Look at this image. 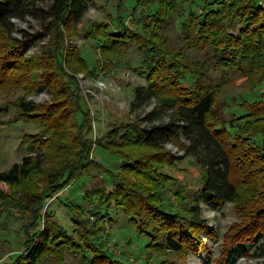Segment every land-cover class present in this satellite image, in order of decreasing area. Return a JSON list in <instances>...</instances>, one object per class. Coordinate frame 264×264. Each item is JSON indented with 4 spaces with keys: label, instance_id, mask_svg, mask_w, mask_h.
<instances>
[{
    "label": "trees",
    "instance_id": "obj_1",
    "mask_svg": "<svg viewBox=\"0 0 264 264\" xmlns=\"http://www.w3.org/2000/svg\"><path fill=\"white\" fill-rule=\"evenodd\" d=\"M93 1L0 0V89L23 88L29 95L48 86L59 97L49 104L36 103L26 95L14 102L20 118L38 119L42 129L30 137V152L0 171V182L14 187L10 194L0 192V216L9 215L13 208L33 216L31 225L22 226V249L0 264H50L53 258L62 263L66 251L78 256L81 264H137L109 251L103 229L90 224L82 205H66L72 233L51 219L40 226L41 209L50 194L92 170L113 182L107 195L100 188L85 190L89 204L99 196L100 205L94 209L98 216H104L105 203L123 207L129 225L146 238L147 260L142 264L162 254L165 258L159 264H177L168 258L169 253L185 257L209 249L201 234L217 237V231L203 216L202 204L219 210L228 202L235 204L242 220L225 234L214 264H240V258L250 255L249 243L263 255L264 99L245 102L244 114L226 113L225 105L218 104L225 80L216 81L209 69L236 71L248 90L260 86L264 80V0H199L203 3L200 13L187 10L182 24L185 47L204 50L205 60H191L184 49H172L169 37L160 32L163 22L174 17L178 0H135L126 16L124 2L122 8L117 7L116 22H93L83 35L103 55L136 40L140 72L148 83L136 86L131 112L154 103L137 120L114 124L96 137L76 74L84 70L95 75L99 68L110 73V62L98 64V59L103 60L100 52L90 67L81 49L66 41V37L77 36L76 27ZM28 16L48 22L42 30H24L21 38L16 37L15 20ZM46 35L50 47L43 59L27 56L34 42ZM40 66L46 71L38 74ZM6 109L7 105L0 106V112ZM169 143L182 153L168 149ZM97 146L122 158L116 172L93 157ZM187 156L203 168L202 186L191 198L183 197V190L177 188L174 194L179 203H166V190L160 187L167 184L162 169Z\"/></svg>",
    "mask_w": 264,
    "mask_h": 264
},
{
    "label": "rangeland",
    "instance_id": "obj_2",
    "mask_svg": "<svg viewBox=\"0 0 264 264\" xmlns=\"http://www.w3.org/2000/svg\"><path fill=\"white\" fill-rule=\"evenodd\" d=\"M124 2L126 9L123 14L126 16L135 5V0H94L90 4L84 21L76 27L77 36L66 37L68 45L74 44L81 49L82 55L90 67L94 65L99 57L97 53L100 55L102 51L99 49L96 52L94 48L97 46L96 43L87 41L83 34L89 30L93 22L98 24L105 22L107 25H111L113 21L116 22L117 7L119 6V9L122 8ZM174 2L176 0H172V3ZM177 4L174 17L163 22L160 32L169 37L172 49H184L191 60H205L204 50H187L185 47L182 25L186 20L187 10L191 8L196 13H200L203 9V3L199 0L187 2L178 0ZM47 22L48 19H42L37 16H28L25 20H15L16 28L13 34L21 38L24 30L34 33L42 30ZM106 24L105 26H107ZM105 29L103 27V30ZM99 33H102V30H99ZM49 40L50 37L47 35L37 39L27 50V56L41 57L43 59V52L50 47ZM118 47L119 45H117ZM102 57L103 60L98 59L97 63L104 61L107 64L110 62L107 67L110 73H106L99 68L95 75H89L84 70L76 74L77 79L81 81L82 93L86 99L83 103L84 107L89 106L90 108L88 116L93 124L94 132L92 135L94 137L105 134L114 124L137 120V115H144L154 107V103H152L139 112L132 113L130 110V103L134 98L136 86L148 83L146 76L140 72L142 67L135 39H130L124 49L118 48L109 52V55L102 54ZM106 57L108 60H106ZM209 70L216 81L225 80V83L221 86L218 104L225 105L224 111L226 113L244 114L247 111L245 102L264 99V80L259 87L248 90L244 85L245 79L238 75L236 71L227 70L223 72L215 70L213 67H210ZM45 71L46 69L42 66L36 69L38 74ZM36 72L33 74L34 77L36 76V81H38L40 78H37L38 74ZM224 73H226V78L222 79ZM55 93L48 86H41V89L29 95L23 88L0 89V106H8V109L0 112V171L7 170L15 162L21 161L30 152L29 142L32 141L30 137L35 136L42 129L38 119L20 118L14 102L17 98L26 95L36 103L49 104L59 98ZM166 147L176 154L182 153L172 143L167 144ZM93 155L96 160L101 161L114 172L118 170L119 165L122 163L121 157L111 154L100 146L94 148ZM203 174V168L191 156H187L174 164L165 165L162 169V175L167 180V184L160 186L162 191L166 190L163 195L165 202H172L175 205L179 203L177 196L174 194L177 188L183 190V197H193L199 187L202 186ZM141 181L151 186V188H156L152 187L151 182L146 178L141 179ZM111 182L113 181H110L106 174H102L98 170H92L90 174L80 176L65 189L57 193H51L41 209L42 225L40 226L43 227L44 223L51 219L56 223L60 222L72 233L74 227L66 205L69 203L82 205L86 208L90 224H96V226L103 229V236L108 238L106 245L115 257L128 262L136 261L137 264H142V261L145 262L146 259L144 248L146 238L140 236L129 225V216L123 210V207L114 203L106 206L105 203L103 204L104 216H98L94 213V209L100 205L99 196H96V199L91 201L92 204H89L86 198L85 190L92 188H100L104 195L109 194L112 190ZM39 186L41 187L42 184L39 183ZM0 192L10 194L14 192V187L0 182ZM202 208L203 216L207 218L209 225L217 231V237L201 234L209 249H203L200 253H189L185 257L169 253L168 258L175 260L177 264H214V260L221 253V245L225 234L242 220L233 202L226 203L219 210H214L205 204H202ZM0 211H2L1 206ZM30 221H33L32 212L20 208H13L9 215L2 214L0 216V263L8 260L10 256L15 255L22 249L21 239L25 237V232H22L24 231L22 226L31 225ZM255 246L253 243L247 244L250 255L240 258V264H264V254H260L255 249ZM155 256H157V259H155ZM153 258H150L147 264H159L160 260L165 258V256L163 254L161 256L154 255ZM50 264H81V260L78 256L66 251L65 259L62 263L53 258Z\"/></svg>",
    "mask_w": 264,
    "mask_h": 264
}]
</instances>
